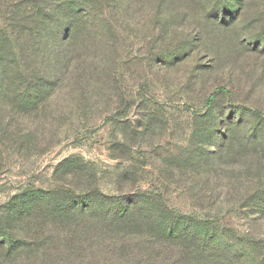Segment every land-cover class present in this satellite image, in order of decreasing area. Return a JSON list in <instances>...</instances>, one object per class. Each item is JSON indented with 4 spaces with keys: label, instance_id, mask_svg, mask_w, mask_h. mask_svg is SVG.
<instances>
[{
    "label": "rangeland",
    "instance_id": "obj_1",
    "mask_svg": "<svg viewBox=\"0 0 264 264\" xmlns=\"http://www.w3.org/2000/svg\"><path fill=\"white\" fill-rule=\"evenodd\" d=\"M210 1L186 18L157 1L100 14L79 80L70 68L39 93L33 79L0 80L1 224L23 194L26 208L90 201L96 216L141 191L228 237L242 233L264 258V215L248 213L263 203L252 195L264 198V152L254 150L264 137L246 141L264 134V0ZM10 249L0 264H39L7 263Z\"/></svg>",
    "mask_w": 264,
    "mask_h": 264
},
{
    "label": "trees",
    "instance_id": "obj_2",
    "mask_svg": "<svg viewBox=\"0 0 264 264\" xmlns=\"http://www.w3.org/2000/svg\"><path fill=\"white\" fill-rule=\"evenodd\" d=\"M149 1H157L176 15L184 12L185 18L189 10L213 8L206 5L212 4L210 0H4L0 80L33 79L38 93L61 81L70 68L79 80V70H84V55L79 51L99 44L103 34L100 14L113 10L128 14ZM194 1L198 8L192 5ZM228 33L233 36L231 29ZM46 60L51 67L45 65ZM251 135L247 143L264 137L261 131ZM227 144L217 152L223 153ZM258 147L264 152V147L256 145L255 153L261 152ZM262 195L254 192L253 199L263 203L252 204L248 213L264 215ZM20 197L26 199L27 194L13 198L21 206L18 212L14 209L16 217L12 219L8 210L7 222H0V250L12 246L1 255L7 263L19 258L39 264H97L100 259L103 264H264V258L253 255V247H246L242 233L228 237L223 230L211 228L210 219L176 211L141 191L121 195L117 209L107 208L103 216H95L101 207L90 201L79 210L76 203L67 208L48 200H35L26 208Z\"/></svg>",
    "mask_w": 264,
    "mask_h": 264
}]
</instances>
